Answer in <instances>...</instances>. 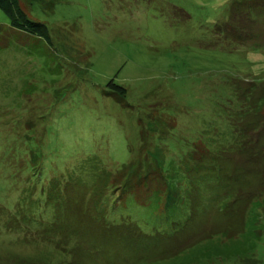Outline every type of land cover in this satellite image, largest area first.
<instances>
[{"label": "rangeland", "instance_id": "obj_1", "mask_svg": "<svg viewBox=\"0 0 264 264\" xmlns=\"http://www.w3.org/2000/svg\"><path fill=\"white\" fill-rule=\"evenodd\" d=\"M242 1L19 0L47 37L0 11L1 251L29 172L76 202L69 264H264V152L247 172L233 150L249 127L264 147V10Z\"/></svg>", "mask_w": 264, "mask_h": 264}, {"label": "trees", "instance_id": "obj_2", "mask_svg": "<svg viewBox=\"0 0 264 264\" xmlns=\"http://www.w3.org/2000/svg\"><path fill=\"white\" fill-rule=\"evenodd\" d=\"M242 4L245 5L246 9L252 7L254 10L255 8L256 12L259 10L262 12L264 10V0H251V2H246V0H244L241 4L230 7L229 12L232 14H230V17H234L233 14H236L237 10L239 11ZM238 5L239 7H235ZM0 11L5 15L10 27L37 36L47 37L46 26L43 23L28 20L19 5V0H0ZM236 16L239 15L237 14ZM229 22V19H227V21L223 23L226 26H231L232 30L230 34L234 36V27L236 25H231ZM236 37L237 39L240 38L239 35H236ZM105 86L120 97L125 93V89L113 83L112 80H108ZM257 98H250V108L254 106V101ZM261 106L264 107V103H262ZM247 116L249 115H246V117ZM254 119L257 121V125L264 121V118L258 116L254 117ZM14 129L15 128L11 130L13 134H15ZM250 129L251 127L248 128L247 134L250 135L251 138L256 137L255 133V135H252L253 133L250 132ZM262 129L264 130V126ZM251 138L248 137L243 144H240L237 148H233L235 152L244 154L248 159L249 165L246 168L247 172L254 169L253 166L258 165V153L260 151L264 152V147L255 148L256 145L249 144L252 141ZM8 142H10V140H8ZM6 146L7 145L4 146L2 144L0 149L5 151L6 155H11ZM14 158L18 157L14 155ZM1 165L2 163L0 162V166ZM27 173L28 176L22 181L19 194H17L15 200L12 203L2 202V204H4L2 209L5 210L6 216L3 226L9 233H6L8 238L4 241L6 248L2 251L0 250L5 256L3 258L0 257L2 261L0 264H69L71 261L64 257L71 253L73 255L77 243L73 237V231L68 229L65 224L66 220L70 218V214H73L74 211H71V209L72 206L76 205V202L73 201L69 207L66 206V201H64L65 186L61 182L48 178L42 183L40 180L37 181L33 179L29 172ZM4 174L8 175L9 171ZM10 179L12 182L14 177L10 176ZM4 181L2 180L0 185H4V188H9L11 182L5 179ZM4 191L6 192V189H4ZM59 200L62 203H60ZM9 220L14 221L15 226L18 225V228L14 226L12 229L8 230L6 224L9 223ZM88 229L98 233L96 229L91 227L90 223ZM224 230H226V228ZM10 234H20L21 237L19 241L22 242V245L19 249H13L19 246V243L15 237H10ZM97 238H99L98 234ZM187 245L192 248V250L194 249L196 254H198V251L205 249L197 248L199 246L197 242H191ZM257 262L256 259L253 260L254 264H257Z\"/></svg>", "mask_w": 264, "mask_h": 264}]
</instances>
